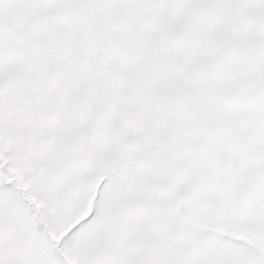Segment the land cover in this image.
Instances as JSON below:
<instances>
[{
	"label": "snow or ice",
	"instance_id": "6c2138e0",
	"mask_svg": "<svg viewBox=\"0 0 264 264\" xmlns=\"http://www.w3.org/2000/svg\"><path fill=\"white\" fill-rule=\"evenodd\" d=\"M0 264H264V0H0Z\"/></svg>",
	"mask_w": 264,
	"mask_h": 264
}]
</instances>
